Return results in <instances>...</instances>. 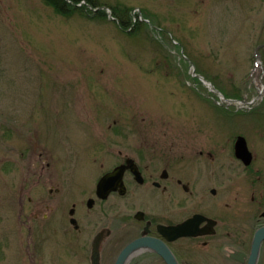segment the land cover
I'll return each mask as SVG.
<instances>
[{"label":"rangeland","instance_id":"obj_1","mask_svg":"<svg viewBox=\"0 0 264 264\" xmlns=\"http://www.w3.org/2000/svg\"><path fill=\"white\" fill-rule=\"evenodd\" d=\"M92 2L104 17L0 0V264H34V242L57 258L51 222L69 218L68 200L120 150L226 159L229 136L264 124V0ZM114 7L137 29H121ZM222 97L255 108L236 113ZM79 214L113 220L98 207Z\"/></svg>","mask_w":264,"mask_h":264},{"label":"flooded vegetation","instance_id":"obj_2","mask_svg":"<svg viewBox=\"0 0 264 264\" xmlns=\"http://www.w3.org/2000/svg\"><path fill=\"white\" fill-rule=\"evenodd\" d=\"M228 100V106L238 107L236 113H245L239 112L244 108L250 113L255 108L254 100ZM242 129L240 134L228 137L226 150L223 148L228 155L226 159L218 157L212 148L175 163L165 157H148L140 149L135 157L120 150L97 180L86 185L80 197L68 200L71 202L69 218L65 212L62 224L51 222V245L57 258L43 257L44 247L39 252L34 242V264H116L128 245L143 238L162 242L178 264H249L255 235L264 228V124ZM240 138L246 141L252 155L249 165L236 155ZM129 161L140 172L141 182L136 180ZM125 166L123 188L115 182L109 183L102 191L110 189L108 197L99 198L102 178ZM237 183L239 187L235 188ZM53 192L51 189V195L55 196ZM55 192L59 194L60 189ZM135 203L139 204L135 213L126 218L121 215L135 208ZM97 207L112 213L110 224H102L101 220L81 222L80 210L87 217ZM36 213L35 219L39 218L38 209ZM191 219L194 221L188 231L196 236L169 239L174 234L163 232L162 227H176ZM126 264L167 262L155 250L138 248ZM256 264H264V240Z\"/></svg>","mask_w":264,"mask_h":264},{"label":"water","instance_id":"obj_3","mask_svg":"<svg viewBox=\"0 0 264 264\" xmlns=\"http://www.w3.org/2000/svg\"><path fill=\"white\" fill-rule=\"evenodd\" d=\"M101 9H104V8H101ZM200 78L203 79L202 77H200ZM236 155L238 158L244 159L245 163L247 165H249L252 161V155L247 149L246 141L242 138H240L236 144ZM133 164H134L133 161H129L128 166L132 167V172L134 173L136 180L141 182L142 179H141L140 172L133 167ZM125 168H126V166L125 167H119V168L115 169L113 172L105 175L102 178V180L98 186V197L99 198L106 199L108 197L111 190L108 189L104 193L102 191L105 188V186L109 183L115 182V184H118V186H121L123 188L122 180H123V176L125 173ZM112 189L115 190L117 188L114 187ZM193 221H194V219H191L188 222H186L182 225L176 226V227H167V228L162 227L163 232L174 234V237L169 238V239H176V238L184 237V236H196L198 234L191 232V231H188V227ZM263 240H264V228H261L260 230L257 231V233L255 235V240L253 243V249H252V254H251V257L249 260V264H256L257 263ZM138 248H149V249L155 250L165 259L167 264H178L177 261L175 260V258L173 257V254L169 251V249L162 242L155 240V239H151V238L139 239V240L131 243L130 245H128L120 254L116 264H126V261L128 260L130 254ZM97 252H98V250L95 246V250H94V256L95 257L98 256Z\"/></svg>","mask_w":264,"mask_h":264},{"label":"trees","instance_id":"obj_4","mask_svg":"<svg viewBox=\"0 0 264 264\" xmlns=\"http://www.w3.org/2000/svg\"><path fill=\"white\" fill-rule=\"evenodd\" d=\"M46 5L51 7L55 13L61 16L69 17L75 13L86 14L88 6L98 8L99 6L94 4L92 0H43ZM86 3H83V2ZM103 9H98V16L104 17L105 13ZM112 16L118 25L123 30L137 29L138 23L134 22L131 14L124 8H113ZM130 30V31H132Z\"/></svg>","mask_w":264,"mask_h":264}]
</instances>
